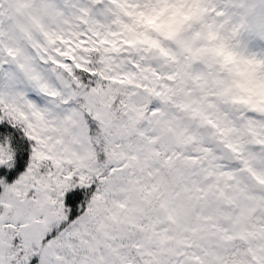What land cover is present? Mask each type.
I'll return each instance as SVG.
<instances>
[{"label":"snow or ice","instance_id":"snow-or-ice-1","mask_svg":"<svg viewBox=\"0 0 264 264\" xmlns=\"http://www.w3.org/2000/svg\"><path fill=\"white\" fill-rule=\"evenodd\" d=\"M0 264H264V0H0Z\"/></svg>","mask_w":264,"mask_h":264}]
</instances>
